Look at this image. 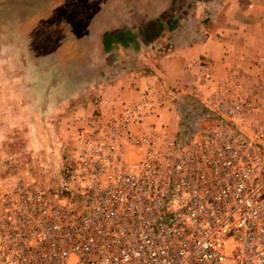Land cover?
<instances>
[{"label":"built area","instance_id":"obj_1","mask_svg":"<svg viewBox=\"0 0 264 264\" xmlns=\"http://www.w3.org/2000/svg\"><path fill=\"white\" fill-rule=\"evenodd\" d=\"M190 66L200 73L177 90L189 105L175 133L157 123L177 110L175 90L169 104L105 91L56 186L2 182L0 264H264V80Z\"/></svg>","mask_w":264,"mask_h":264},{"label":"rangeland","instance_id":"obj_2","mask_svg":"<svg viewBox=\"0 0 264 264\" xmlns=\"http://www.w3.org/2000/svg\"><path fill=\"white\" fill-rule=\"evenodd\" d=\"M0 1L5 5L14 2ZM27 1L36 3L35 0ZM100 3L103 0H41L39 4L43 9L28 13L31 17L23 22L18 20L20 18L15 19L18 20L14 26L16 32L20 37L27 38V53L0 45V185L6 179H22L56 186L65 165L69 139L81 129L89 116L98 113L85 115V112L77 111L84 110L89 103L95 104L98 86L111 73L104 69L102 56L92 57L96 50L91 52L90 57L86 56L85 50L89 22ZM229 6L231 11L240 8L238 0H175L169 11L176 18L170 28L181 30L176 41L185 37V32L194 31L195 26L213 30L223 25L220 19L223 8ZM137 22L133 25L137 26ZM164 23L165 16L152 21L151 29L155 34L149 32L150 38L168 31ZM253 34L249 36L254 38L249 42L253 50L249 51L248 47L242 50V54L254 51L252 54L257 55L254 54L257 40ZM126 35V41L135 40V36ZM129 36L132 38L129 39ZM7 40L11 42V37ZM169 46L162 43L158 52ZM29 54L39 57V60H30ZM156 54L154 52L150 57L155 59ZM249 58L246 61L249 63L248 72L244 68L249 76L246 77L242 69H238L240 73H235L241 74L240 83L254 88L257 81L264 80V73L260 72L264 71V67L261 69L258 63L251 66ZM109 80L105 79L104 83L109 84ZM88 83L90 85L86 86ZM85 91H90L91 96H84V93L87 94ZM185 95L176 99L175 112L161 113V117L167 116L172 125L176 124L172 132L165 124L170 133L179 129L180 118L187 115L183 110L189 105V96ZM169 102L168 98L165 104ZM194 116L196 114H193L195 120ZM76 195L82 194L78 191ZM83 212V208H78V215ZM163 214L167 212L164 210Z\"/></svg>","mask_w":264,"mask_h":264},{"label":"crops","instance_id":"obj_3","mask_svg":"<svg viewBox=\"0 0 264 264\" xmlns=\"http://www.w3.org/2000/svg\"><path fill=\"white\" fill-rule=\"evenodd\" d=\"M13 1L10 5L0 1V45L24 50L26 54L27 38L20 37L14 28L15 23L18 20L22 22L27 20L31 17L28 13L33 14V11L43 8L39 4L41 0H35L36 3H28L27 0ZM174 1L103 0V3H100L89 22L85 35L87 44L85 50L86 56L89 57L91 52L96 50L97 53H94L92 57L95 59L99 55L102 56L104 69L111 73L98 86L100 88L96 91L95 104L89 103L84 110L77 111L78 113L85 112L86 115L99 112V109L104 110L105 106L102 102L106 101L108 104L111 102L110 99H105L106 93H109L112 99L133 101L138 98L140 92L154 90L161 97L172 100L173 97L169 96L172 94L170 91L175 90L176 93L177 90L187 91L192 88V85H197L194 80L200 71L192 68L191 63L204 64L205 71L211 73V76L216 79H222L230 73L240 78L238 69H242L246 77L249 76L247 75L249 63L246 61L250 56L254 58H249L252 62L251 66L258 63L263 69L264 64L261 62H264V0H238L239 9L231 11L230 6L223 8L224 12L220 18L223 25L213 30L205 29L200 25L195 26L194 31L185 32L184 30L186 36L178 38L177 41L178 31L181 30L170 28L171 22L176 19L174 13L169 11ZM228 13H232L233 16ZM161 16H165L168 31L159 37L150 38L148 34L154 33L151 23ZM15 19L18 20L15 21ZM135 21H138L137 26L133 25ZM144 33L146 35H143ZM126 34L135 36V40L133 41L129 36L131 40L126 41ZM252 34L257 40L255 56L252 54L254 51L249 52L250 49L253 50L249 47V42L254 40L249 38ZM10 37L11 42L7 40ZM162 43L171 46L158 52ZM247 48L249 51L242 54V50ZM154 52L158 54L155 59H152L150 55L152 56ZM28 57L32 61L39 60V57L31 54ZM245 67L247 72L244 70ZM238 71V74L235 73ZM260 72L264 73L263 70ZM107 78L110 79L109 84L104 83ZM87 81L90 82V79L87 78ZM89 85L90 83L86 86ZM85 92L87 94L84 93V96H91L90 91ZM184 94L187 95V93H177L175 98L179 99ZM157 123L164 126L167 124L170 126L168 130L175 131L176 124L172 125L167 116L161 117Z\"/></svg>","mask_w":264,"mask_h":264}]
</instances>
